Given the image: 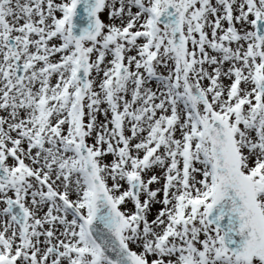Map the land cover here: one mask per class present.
<instances>
[{"label": "snow or ice", "instance_id": "obj_1", "mask_svg": "<svg viewBox=\"0 0 264 264\" xmlns=\"http://www.w3.org/2000/svg\"><path fill=\"white\" fill-rule=\"evenodd\" d=\"M0 264H264V0H0Z\"/></svg>", "mask_w": 264, "mask_h": 264}]
</instances>
